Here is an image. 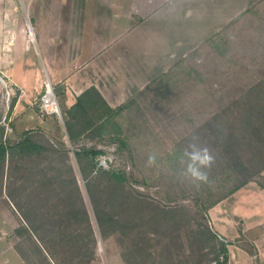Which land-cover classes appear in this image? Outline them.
<instances>
[{
  "label": "rangeland",
  "instance_id": "1",
  "mask_svg": "<svg viewBox=\"0 0 264 264\" xmlns=\"http://www.w3.org/2000/svg\"><path fill=\"white\" fill-rule=\"evenodd\" d=\"M20 1L15 0L17 4ZM3 11L0 1V13ZM214 41L196 51L187 65L181 66L178 62L124 105L115 122L126 141L125 148L119 149L108 137L102 140L86 138L72 146L58 118L52 119L48 131L30 135L47 150L41 155L24 158L23 154L11 159L4 178L0 175V264L4 261L6 264H46L24 231L15 234L24 225L17 210L24 207V198L42 194L43 205L47 203L48 211L57 208L52 205L55 202L48 203L44 199H51L54 194L42 185L43 169L60 170L71 163L93 217L94 203L87 192L86 181L78 173L73 153L66 154V150L82 146H94L103 152L97 157L98 163L106 161V165L100 166L103 169L115 168L126 174L124 195L108 188L103 181L95 189L93 198H100L106 208H115L113 213L117 216H123V212L126 215L120 208H136L134 237L123 239L112 228L106 229L104 236L94 223L97 239L94 247L84 237L86 245L76 252L68 242L55 237L51 246L56 264H128L123 249L132 240L134 247L127 255L129 264H213L217 255L215 245L201 243L194 232L202 225L211 226L204 204L210 192L211 201L221 196L222 191L217 187L222 178L215 173L214 164L207 183L185 178L182 171L193 162L183 157L182 152L193 132L203 138V126L216 115L222 117L220 127L229 129L238 110L236 101L244 98L264 78V0H252L246 16L221 31ZM9 87L13 88L0 73V125L5 127V139L17 143L24 135L11 140L6 138L7 124L3 121L4 112L11 109L16 96L15 92L11 95L8 109L6 92ZM203 140L213 154L211 141ZM151 153L156 154L157 161L148 166ZM62 171L63 178L69 180L70 175ZM255 181L260 187L264 184V175L257 176ZM161 208H172L177 213L176 218L163 216ZM50 229L47 225L45 231L49 234ZM243 240L241 236L234 243L241 242L240 245L250 249Z\"/></svg>",
  "mask_w": 264,
  "mask_h": 264
},
{
  "label": "crops",
  "instance_id": "2",
  "mask_svg": "<svg viewBox=\"0 0 264 264\" xmlns=\"http://www.w3.org/2000/svg\"><path fill=\"white\" fill-rule=\"evenodd\" d=\"M0 1L4 10L0 73L16 93L13 107L3 115L10 140L48 131L56 119L39 114L47 78L63 89L59 101L63 113L90 88L117 109L178 62L187 65L196 51L246 16L252 4V0ZM208 218L212 230L231 243L227 264H264V187L250 182L210 208ZM241 236L242 243L255 249L254 255L241 242L234 243Z\"/></svg>",
  "mask_w": 264,
  "mask_h": 264
},
{
  "label": "trees",
  "instance_id": "3",
  "mask_svg": "<svg viewBox=\"0 0 264 264\" xmlns=\"http://www.w3.org/2000/svg\"><path fill=\"white\" fill-rule=\"evenodd\" d=\"M55 91L61 98L62 87L55 86ZM14 102L15 100L13 104ZM235 106L238 108V113L235 112L236 115L231 119L232 125L229 129L220 127L219 119L222 118L220 115H216L212 120L206 122L202 129L203 138L211 141L213 146L214 171L222 178L221 184L217 187L220 192L222 191L221 196L211 201L210 194L212 196V192H210L209 197L206 198L204 210L207 212V217L210 208L250 182H256L257 176L264 175V78L256 83L244 98L237 100ZM123 110L124 106L112 109L95 88H90L77 97L76 103L71 109L65 113L61 112L63 122L60 123L63 133L72 146H77L80 141L86 138L102 140L108 137L115 142L119 149H123L127 144L121 136L120 127L115 122L116 117ZM30 135L25 134L21 141L10 143L5 139V127L0 125V175L2 178L6 175V166L11 159L23 154L24 158L41 155L47 150L45 146L34 142ZM66 151V154L73 153L78 173L86 181L87 192L94 203L93 217L86 206L77 180V172L71 163L65 164L64 168L60 170L54 168L42 170V185L49 187L50 193L54 194L51 199H44L48 203L55 202L52 205L57 208H53L52 212L48 211L47 203L43 205L44 200L41 193L37 197L24 198V207L17 208L24 225L18 228L15 234L19 235L21 231H24V235L28 237L33 247L45 258L46 264H56L55 252L51 246L55 237L68 242L76 252L82 251L86 245L84 237L94 247L97 242L94 223L104 236L106 235L105 230L112 228L114 231H118L123 239L134 237V226L137 220L136 208H120L121 211L126 212V215L123 212V216H117L113 213L115 208H106L100 198H93L95 189L103 181L106 182L108 188L121 191L120 194L124 195L127 182L126 174L115 168L105 170L100 167L97 157L103 152L94 146L90 148L82 146L73 148L72 151ZM65 157L68 158V156ZM68 160L70 159L68 158ZM62 170L70 175L69 180L63 178ZM32 184L36 185L34 181ZM42 185H39L40 188ZM226 185H229L228 188ZM260 187L263 188L264 184H260ZM49 188H45L47 192ZM9 197L12 198L11 195ZM12 202L15 204L13 199ZM123 204L127 203L123 202ZM160 211L163 216L171 217V219L177 216L172 208H161ZM47 225L51 226L49 234L45 231ZM194 234L201 243L215 245L217 255L212 260L213 264L228 263L230 242L218 236L211 226L207 225L200 226ZM133 247L132 240L123 249V256L128 264L127 255ZM248 251L253 255L255 253V249L251 246L250 249L248 247ZM221 257L223 261H220Z\"/></svg>",
  "mask_w": 264,
  "mask_h": 264
},
{
  "label": "clouds",
  "instance_id": "4",
  "mask_svg": "<svg viewBox=\"0 0 264 264\" xmlns=\"http://www.w3.org/2000/svg\"><path fill=\"white\" fill-rule=\"evenodd\" d=\"M183 157H186L189 163L182 171L185 178L192 181L207 183L209 182V170L215 163V156L212 154L210 147L203 140L198 132H193L183 149ZM157 156L151 153L147 159V165L153 166L156 164Z\"/></svg>",
  "mask_w": 264,
  "mask_h": 264
},
{
  "label": "built area",
  "instance_id": "5",
  "mask_svg": "<svg viewBox=\"0 0 264 264\" xmlns=\"http://www.w3.org/2000/svg\"><path fill=\"white\" fill-rule=\"evenodd\" d=\"M30 36H31V30H30ZM2 81L7 86V83L4 81V79H2ZM13 94H14L13 88L9 87V89L6 92L8 109H9L10 97ZM38 107L41 118L45 119L55 116L61 122H63L61 109L59 105V98L55 91V85H53L48 78L44 82L43 92L39 98ZM7 132H8V128L6 130V133ZM104 165H106V161L100 160L99 166H104ZM220 261H223L222 257L220 258Z\"/></svg>",
  "mask_w": 264,
  "mask_h": 264
},
{
  "label": "bare ground",
  "instance_id": "6",
  "mask_svg": "<svg viewBox=\"0 0 264 264\" xmlns=\"http://www.w3.org/2000/svg\"><path fill=\"white\" fill-rule=\"evenodd\" d=\"M31 30V29H30ZM31 36H32V31H31Z\"/></svg>",
  "mask_w": 264,
  "mask_h": 264
}]
</instances>
